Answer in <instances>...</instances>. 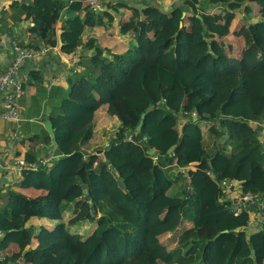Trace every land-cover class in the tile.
Segmentation results:
<instances>
[{"label": "trees", "instance_id": "trees-1", "mask_svg": "<svg viewBox=\"0 0 264 264\" xmlns=\"http://www.w3.org/2000/svg\"><path fill=\"white\" fill-rule=\"evenodd\" d=\"M70 1L13 5L34 22L36 40L24 47H57L55 35L44 37L55 11L67 13L62 52L93 54L80 56L66 90L47 96L55 150L46 131L27 140L26 162L49 145L52 166L25 171L0 195L1 255L11 264H264V220L249 226L256 211L236 216L218 185L234 180L264 199V19H255L264 0H171L169 11L149 4L120 24L122 36L131 33L124 53L84 44L83 34L114 26L109 11L120 15L125 4L95 12L87 0ZM241 15L247 46L236 56L224 38ZM102 110L117 129H98ZM180 120H188L182 134ZM104 137L109 144L96 149ZM29 189L43 196L20 192Z\"/></svg>", "mask_w": 264, "mask_h": 264}, {"label": "crops", "instance_id": "crops-1", "mask_svg": "<svg viewBox=\"0 0 264 264\" xmlns=\"http://www.w3.org/2000/svg\"><path fill=\"white\" fill-rule=\"evenodd\" d=\"M22 1L24 0H0V70L7 69L14 59L12 46L14 41H18L23 45H28L36 40L31 33L32 27H34L33 19H27L23 10L13 7L15 3L20 4ZM30 1L35 2V0H28V2ZM122 3L125 4L126 7L119 10L120 15L115 11H109L115 17L114 26L108 29L104 26L94 29H85L83 34L84 44L90 39H95L98 40L102 46L109 48L115 53H124L130 42L129 37H131V33L130 35L122 36L119 33L120 24L130 22L134 15L138 18L141 17L142 10L149 4H154L156 6L163 5L164 9L168 11L173 6L171 0H102V11L108 10V8L113 5ZM45 7L50 8L48 6ZM41 12L44 13L45 9H42ZM62 14L59 15L54 11V17L58 15L59 18L51 24L49 21L47 22L50 32L46 30L44 35L45 38L53 37L55 35L58 42L57 47L55 49H50L46 54L37 57L33 61L26 62L20 70L21 76L28 74L32 79V76H34L33 74H37V77H42L37 82L30 80L29 84L25 87L23 96L18 100L21 122L19 124H14L0 120V151L5 154L8 162L12 163V161L16 159H25V153L30 151L27 140L36 135L42 137L45 136L44 131L46 130L44 117L48 107V105H46L48 102L47 96L49 97V93L53 88L60 87L66 90L69 86L68 77L70 76L71 71L68 68V62H66V59L59 53L61 42H63L61 35H63L64 21L67 17V13H65V17L61 21ZM81 16L84 17L85 12H83ZM255 19L262 20L264 19V16L260 14ZM241 20L242 22L238 23V21ZM236 21L237 23L232 28L231 34L224 38V43L232 54L239 56L236 53L244 50L247 46L246 41H242V38L239 37V32H241L242 28L246 26L245 22L249 20L246 19L244 15H241ZM85 53H88L89 56L93 54L92 51H78L77 55L80 58V56ZM72 56L74 58V55ZM73 60L74 59H71L70 63ZM40 81L43 83H40ZM234 86H237V80H234ZM2 100V96H0V107H2L3 104ZM116 123L117 119L110 117L106 110L99 112L98 129L101 132L113 129ZM15 132H18V134L23 137L25 145L11 139ZM261 140L264 143V132L261 135ZM224 143L225 142L223 141L219 142V144ZM108 144L109 137H104L98 144H96L95 148L98 149L100 146L107 147ZM49 147V145H42L39 147V152H41L39 159L45 156H50L47 154H50L51 152L46 151ZM2 179H4V177H2ZM5 186L6 188L4 189ZM8 187H11L9 183L2 182V186H0V195L5 194ZM236 189L240 190L238 188ZM20 192L25 196L32 198L43 196V193L34 189ZM252 222H256V216L252 219ZM30 224L36 226H52L55 223L44 219L33 218ZM14 249L13 246H10L7 253Z\"/></svg>", "mask_w": 264, "mask_h": 264}, {"label": "built area", "instance_id": "built-area-1", "mask_svg": "<svg viewBox=\"0 0 264 264\" xmlns=\"http://www.w3.org/2000/svg\"><path fill=\"white\" fill-rule=\"evenodd\" d=\"M73 1L76 0H71L70 2L72 3ZM87 2L93 11L99 12L103 10L102 0H87ZM12 46L14 59L7 69L0 70V96H2L3 99L2 107H0V120L19 124L21 122V117L18 100L23 96L24 89L30 82V76L28 74L21 76L20 70L26 62L33 61L37 57L46 54L50 49H52V47L48 46L40 49L39 51H33L30 48L24 47V45L18 41H14ZM73 59L74 60L71 61V63L70 61H66L68 62V68L70 71L72 69H79V56L75 54ZM11 139L20 142L23 137L18 134V132H15ZM52 162V157L45 156L39 159L37 163H28L25 159H16L11 163L8 162L5 154L0 151V186H2V177L9 180L10 186H14L21 182L25 171L38 170L40 167L50 168L52 166ZM218 185L222 192V201L231 204L236 216L241 214L243 211L253 209L256 211L255 223H260L264 220L263 198L237 190L234 180L222 179L218 181ZM252 225L253 222L251 221L249 226ZM3 235L4 233L0 231V241ZM6 258L7 257L1 255L0 252V264H11V262L7 261Z\"/></svg>", "mask_w": 264, "mask_h": 264}, {"label": "water", "instance_id": "water-1", "mask_svg": "<svg viewBox=\"0 0 264 264\" xmlns=\"http://www.w3.org/2000/svg\"><path fill=\"white\" fill-rule=\"evenodd\" d=\"M185 16H186V13H184V17H185ZM64 17H65V13L62 14L61 21L64 19ZM181 26H183V24H181ZM61 36H62V35H61ZM61 36H60V37H61ZM62 47H63V42H61V46H60V48H59V53L61 54V56H62L63 58H65L66 61H70L71 59H73V56H72V55H68V54H65V53L62 52ZM154 108H155L154 106L150 107V108L147 110V112H146L145 114L142 115V121H141L139 127L137 128V131H138V132H140V131L142 130V127H143L144 120H145L146 116H147L149 113H151V112L153 111ZM161 108H165V107H164V106H161ZM51 113H52V108H51L50 106H48L47 109H46V113H45L44 121H45V130L47 131V133L49 134V136H50V138H51V140H52L51 149H52V150H55L57 143H56V134H55V132H54V128H53V123H52L51 118H50V117H51ZM187 122H188V120H180V121H179V127H178V130H179L180 134L183 133L184 125H185ZM175 149H176V146H173V147L169 150V154H173L174 151H175ZM104 162H106V159H104ZM110 169L113 170L115 173H117L116 170H115V168H114L113 166H111ZM79 180H80V178H79ZM2 182L9 183V180L2 179ZM121 182L124 183L123 180H122ZM82 186H83V189H84V194L87 196V195H88L87 186H86L85 184H83ZM186 189H188V186H186ZM250 240H251V238L248 237V241H250ZM25 255H26V254H24V257H25ZM254 255H255V252H254ZM21 262H22V261H20L19 263H16V264H21Z\"/></svg>", "mask_w": 264, "mask_h": 264}, {"label": "rangeland", "instance_id": "rangeland-1", "mask_svg": "<svg viewBox=\"0 0 264 264\" xmlns=\"http://www.w3.org/2000/svg\"><path fill=\"white\" fill-rule=\"evenodd\" d=\"M245 19V18H244ZM242 22V20L241 21H238V23H241ZM236 23H237V21L234 23V26L236 25ZM246 23V22H245ZM247 25V24H246ZM233 26V27H234ZM243 34H244V31L243 32H239V37H241L242 39V41L244 40L245 41V38H247V37H244L243 36ZM128 42V41H127ZM119 127V122L117 121V123L115 124V126H114V129H117Z\"/></svg>", "mask_w": 264, "mask_h": 264}]
</instances>
